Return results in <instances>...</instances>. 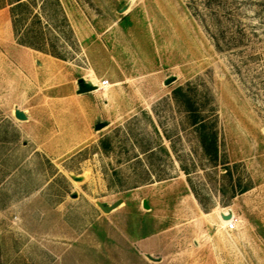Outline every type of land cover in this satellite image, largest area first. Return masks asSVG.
I'll return each instance as SVG.
<instances>
[{"label": "rangeland", "instance_id": "rangeland-1", "mask_svg": "<svg viewBox=\"0 0 264 264\" xmlns=\"http://www.w3.org/2000/svg\"><path fill=\"white\" fill-rule=\"evenodd\" d=\"M60 2L43 21L62 57L21 44L0 5V264H180L188 248L264 264V0L212 3L223 50L206 0ZM110 74L130 78L102 87ZM88 81L121 93L93 118L67 99ZM189 107L216 121L217 152Z\"/></svg>", "mask_w": 264, "mask_h": 264}, {"label": "trees", "instance_id": "trees-1", "mask_svg": "<svg viewBox=\"0 0 264 264\" xmlns=\"http://www.w3.org/2000/svg\"><path fill=\"white\" fill-rule=\"evenodd\" d=\"M56 4L61 5L60 0H41V4L38 3V0H2L1 6L9 5L11 16H12V23L14 27L15 34L17 36L18 41L21 44L43 50L45 52H49L53 55L62 57L52 46L48 45L47 41V30L46 25L43 21V12L46 13V7L48 4ZM208 7L212 8V14H214L215 17H217V21L219 23V29L218 31L221 33L218 35V33L213 32L211 29V25L207 24V18L205 16H202V20L205 21V26L211 33L215 44L218 49L223 50L225 48V45L222 43L221 39H226V28H223L222 26V19H221V13L220 9L215 8L212 3H216L219 7L223 5L226 9L224 11L225 15L227 16L231 14V11H229L228 6L225 5V0H206L205 2ZM39 5V8L37 6ZM60 9H62L60 7ZM62 10V14H63ZM63 19L67 21L66 14H63ZM221 25V26H220ZM223 37V38H222ZM232 37V36H229ZM228 39V38H227ZM182 90L181 87L176 88L175 94L179 93ZM190 116H192L193 123L196 125V129L199 130V133L201 135V138L206 145L207 143V151L209 153L217 152L218 149V129L216 126V121L212 122V124H209V121H206V118L201 114V112L194 110L193 108H187ZM211 146L213 149L210 151ZM250 187L249 184L243 187V191L248 189ZM194 190V189H193ZM197 198L201 202V204L204 207L203 201L201 200L198 192L194 190ZM205 208V207H204Z\"/></svg>", "mask_w": 264, "mask_h": 264}, {"label": "crops", "instance_id": "crops-1", "mask_svg": "<svg viewBox=\"0 0 264 264\" xmlns=\"http://www.w3.org/2000/svg\"><path fill=\"white\" fill-rule=\"evenodd\" d=\"M129 61H131V60H129ZM129 61L127 60V55H126L125 62H129ZM83 77H86V76H82V78ZM129 78L130 77H128V75H127L126 80H125L124 78H117L113 74H110L109 83H110L111 80L115 79L116 80L115 83H120L121 82L122 84H124V83H126L124 81H128L127 79H129ZM80 87H81V85L78 84V88L75 89V90H73L72 92H69L68 95H67V99L69 101H73V103L74 102L77 103L76 107H74V109L73 108H70L69 111H70V113H72V111H76L77 113H80V115L83 114L84 112L87 114V111H88V113H89L88 116L91 117V118H93L94 116H98L99 110H100V108L103 107V105H104V107H107L108 108L110 106V104H112L114 102L115 97L117 96V94L120 93V92H116V91H112V90H110L108 92L102 91V92L97 93L96 92L97 91V88L96 89H93V90L81 91L80 90ZM105 87H107V86H105ZM100 98L103 99V102L100 101ZM85 102H88V104H90V105L88 107H86L85 106ZM102 103H103V105H102ZM92 105H93V107H91ZM91 109H92V111L90 112L89 110H91ZM99 121L100 120H96L95 125ZM232 217H234L233 214L231 215V218ZM221 221H222V223L224 225L227 226V224L223 222L222 218H221ZM141 241H143L142 238L139 240V242L137 244H139V246H140L138 249L141 252H143V249H141L142 248L141 247ZM186 253H187V255L185 256V259L187 261L186 262L183 261L180 264H204V263H202L200 261L193 262V261H190L188 259L189 258V255H190V248L187 249V252ZM146 254L147 255H151L153 253L147 252ZM198 254H199V252L196 253V254H194V255H198ZM152 264H163V263H161V262H153Z\"/></svg>", "mask_w": 264, "mask_h": 264}, {"label": "water", "instance_id": "water-1", "mask_svg": "<svg viewBox=\"0 0 264 264\" xmlns=\"http://www.w3.org/2000/svg\"><path fill=\"white\" fill-rule=\"evenodd\" d=\"M96 87L97 86L95 84H93L90 81H88L85 84H81L80 90L81 91L93 90V89H96ZM15 113L20 118H27L28 117L27 114H26V112L23 109H21V108H16V112ZM105 125H107V121L102 120V121H99L95 125V127L96 128H101V127H103ZM122 202H123V198L122 197L118 198L117 200H115L111 204H105L102 201H97V203L99 204V206H101L103 208V210H105L107 212L112 211L113 209H115L116 207H118ZM145 205L148 206V203L145 202Z\"/></svg>", "mask_w": 264, "mask_h": 264}, {"label": "built area", "instance_id": "built-area-1", "mask_svg": "<svg viewBox=\"0 0 264 264\" xmlns=\"http://www.w3.org/2000/svg\"><path fill=\"white\" fill-rule=\"evenodd\" d=\"M110 84L109 83V79L108 78H104L101 82V85L104 87L106 85ZM237 222H238V218H236L235 216L232 217L228 224H227V227L230 228V229H233V228H236L237 227Z\"/></svg>", "mask_w": 264, "mask_h": 264}, {"label": "bare ground", "instance_id": "bare-ground-1", "mask_svg": "<svg viewBox=\"0 0 264 264\" xmlns=\"http://www.w3.org/2000/svg\"><path fill=\"white\" fill-rule=\"evenodd\" d=\"M102 86V85H101ZM106 86H108V85H106ZM98 87V86H97ZM96 87V88H97ZM105 87V86H104ZM145 202H146V199L144 200V204H145ZM119 207V206H118ZM117 208V207H116ZM226 219H230L231 218V216H227V217H225Z\"/></svg>", "mask_w": 264, "mask_h": 264}]
</instances>
